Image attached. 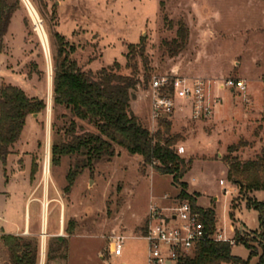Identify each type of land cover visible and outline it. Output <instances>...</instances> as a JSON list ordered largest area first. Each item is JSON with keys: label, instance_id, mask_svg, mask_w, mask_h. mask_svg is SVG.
I'll return each instance as SVG.
<instances>
[{"label": "rangeland", "instance_id": "rangeland-1", "mask_svg": "<svg viewBox=\"0 0 264 264\" xmlns=\"http://www.w3.org/2000/svg\"><path fill=\"white\" fill-rule=\"evenodd\" d=\"M30 2L48 36L50 56L35 31L24 0H20L11 21L10 44L3 43L0 50V89L11 84L12 77L26 86L30 98L43 99L47 108L35 116L37 122L30 119L7 161L0 160V264H13L2 236L22 231L23 237L39 242L37 264H147L149 246L142 235L149 226L150 206L168 209L181 202L190 203L180 197L182 187L174 183L173 176L160 174L155 166L145 165L142 157L122 148H117V156L112 160L101 161L92 171L86 169L70 192H65L70 168H75L83 158L64 157L58 165L51 159V145L59 139L52 125L56 117L66 113L65 109H53L55 32L75 46L72 57L86 71H98L118 62L123 74H131V70L125 69L127 47L139 44L141 39L145 41L149 65L139 63L142 84L135 92L131 108L151 132L158 128L152 122L148 97L153 77L177 74L211 82V98H221L211 119L183 120L181 115L189 114L186 108L179 111L180 124L176 114L170 119L172 134L182 139L175 146L176 152L193 162L181 181L187 184L189 196H200L201 208L215 211L216 227L228 239L242 234L256 247L264 243L260 214L255 209L257 203H264V191L240 192L239 185L228 179L225 161L228 148L239 144L243 146L233 156L241 162L263 156L264 0ZM182 22L189 28L188 44L171 58L161 43L173 40ZM151 77L146 83L145 79ZM227 79L245 81L246 92L219 91L218 82ZM64 122L57 121V127L62 128ZM83 125L86 130H94ZM189 139L192 140L186 143L184 153L183 142ZM47 190L50 198L56 197L58 201L43 207L39 199ZM62 198L66 203L64 233L78 232L70 239L67 257L66 239L32 236L41 231L44 223L49 233L60 230ZM113 232L128 238L121 258L110 254L109 237ZM232 254L246 264H258V257H251L242 243L232 247Z\"/></svg>", "mask_w": 264, "mask_h": 264}, {"label": "trees", "instance_id": "trees-1", "mask_svg": "<svg viewBox=\"0 0 264 264\" xmlns=\"http://www.w3.org/2000/svg\"><path fill=\"white\" fill-rule=\"evenodd\" d=\"M19 5L20 0H0V50ZM52 35L57 48L53 73V109L66 111L56 117L52 125L54 135L59 137L51 145L52 163L58 165L64 157L83 158L75 168H70L65 192H70L76 179L86 169L92 171L101 161L112 160L117 156V148H122L131 155L142 157L145 165L155 166L160 174L173 176L174 183L182 187L180 197L190 202L208 233H213L217 228L215 211L199 207L198 196H189L186 192L187 184L181 181L193 162L186 161L176 152L175 146L182 139L181 136L172 134L170 119L161 118L157 130L151 132L132 111L131 103L136 98L135 92L142 84L138 76L139 63L146 67L149 65L145 54V41L141 39L139 44L128 45L125 69L132 72L126 75L122 73L123 67L118 62L98 71L84 70L72 57L76 52L75 46L59 32ZM189 35V28L182 22L176 37L171 41L163 40L161 48L169 57L174 58L186 48ZM151 79L152 77L148 80L146 78V83ZM46 108L47 104L43 99L30 98L19 87L9 84L0 89V160L3 163L11 154V148L19 141L28 117L39 115ZM59 120L65 121L62 128L57 127ZM84 123L92 126L94 130H86ZM242 146L243 144H239L228 148L229 155L225 157L228 179L239 185L240 192L264 191V149L263 156L243 163L237 156H233ZM255 209L260 214L259 220L263 229L261 237L264 238V203H257ZM1 239L11 253L13 264L38 263L37 239L9 234H4ZM234 240L236 244H244L250 250L251 257L257 256L258 264H264L263 242L256 247L245 240L242 234H238ZM230 263L246 264L232 254L230 243H216L211 240L197 245L192 256L180 262Z\"/></svg>", "mask_w": 264, "mask_h": 264}, {"label": "built area", "instance_id": "built-area-1", "mask_svg": "<svg viewBox=\"0 0 264 264\" xmlns=\"http://www.w3.org/2000/svg\"><path fill=\"white\" fill-rule=\"evenodd\" d=\"M217 89L245 93L247 86L243 80L227 79L218 82ZM210 91L211 82L202 78L177 74L153 77L148 95L153 125L158 124L161 118L171 119L177 110L185 108L193 121L211 119L221 98L212 99ZM142 238L149 246L147 264H180L183 259L191 257L197 245L205 240L230 243L232 247L236 245L235 240L228 239L218 227L213 233H208L188 202L168 209L151 205L149 226ZM127 239L125 235L113 232L109 237L110 254L121 258Z\"/></svg>", "mask_w": 264, "mask_h": 264}, {"label": "crops", "instance_id": "crops-1", "mask_svg": "<svg viewBox=\"0 0 264 264\" xmlns=\"http://www.w3.org/2000/svg\"><path fill=\"white\" fill-rule=\"evenodd\" d=\"M13 21V20H12ZM13 23V22H12ZM12 23H11V25H10V28H9V31H8V33L6 34V36H5V38H4V44L5 45H9L10 44V31H11V27H12ZM8 75V74H7ZM9 77V76H8ZM9 79H11V85H14V86H16V87H19V88H21L22 90H24L26 93H27V95H28V90H27V88H26V86H24L22 83H19V82H15L14 81V79L12 78V77H9ZM26 85V84H25ZM52 101H53V95H52ZM179 111H180V109L179 110H177L176 111V116H177V118H178V124H180L181 122H180V120H181V116H183L184 118H183V120L184 119H190L191 121H193L191 118H190V114H188V115H181V113L179 114ZM182 111V110H181ZM181 115V116H180ZM38 116V115H37ZM31 118H33L34 120H35V122H37V118L34 116V115H32L31 117L29 116L28 117V119H27V123H26V126L29 124V121H30V119ZM193 122H195V121H193ZM26 126H25V128H26ZM24 128V129H25ZM23 134V133H22ZM190 140H192V139H189V140H187L186 142H183V144H184V146L182 147V149L184 150V153H186V148H185V146H186V143H188ZM197 192V191H196ZM201 195V194H200ZM200 197V196H199ZM199 197H197V205L199 206V207H202L200 204H199ZM33 200V199H32ZM58 201V199L55 197V198H50V192H49V190H47L46 192H45V195H44V197H43V199H39V201L42 203V205H43V207L45 206L44 204L45 203H47L48 204V207H49V205H51V204H53V203H55V201ZM62 200V204H61V208H59V228H60V224H61V228H60V230L58 231V232H53V233H49L48 231H47V227H46V223H44L43 225H42V229H41V231L40 232H37V233H33L32 234V236H35V237H41L42 239H47V238H49V239H60V240H64V239H66V241L68 242V249H67V251L65 252V255H66V257L68 256V251H69V243H70V239L73 237V236H75L78 232H76V233H73L72 235H69V234H67V235H65V230H64V220H65V216H66V203H65V200L62 198L61 199ZM27 229V228H26ZM28 230V229H27ZM29 231V230H28ZM23 232V231H22ZM22 232H15V233H9V235H13V236H22L23 237V233ZM44 234H45V236H44ZM45 237V238H44ZM235 246V245H234ZM233 246V247H234ZM48 260V259H47ZM53 261V260H52ZM54 261H57V260H54Z\"/></svg>", "mask_w": 264, "mask_h": 264}, {"label": "bare ground", "instance_id": "bare-ground-1", "mask_svg": "<svg viewBox=\"0 0 264 264\" xmlns=\"http://www.w3.org/2000/svg\"><path fill=\"white\" fill-rule=\"evenodd\" d=\"M24 3L26 5V8L29 12V15L32 19V22L34 23L35 31L37 32L38 36L40 37L41 42L43 44V47H44L45 51L47 52V55L49 58V56H50L49 40H48V36L46 34V31L42 25V21L40 19V16H39L37 10L34 8L32 3L30 2V0H24ZM48 174H49V165L47 162L46 166H45V175L48 176ZM44 214H45V220H46V212Z\"/></svg>", "mask_w": 264, "mask_h": 264}, {"label": "water", "instance_id": "water-1", "mask_svg": "<svg viewBox=\"0 0 264 264\" xmlns=\"http://www.w3.org/2000/svg\"><path fill=\"white\" fill-rule=\"evenodd\" d=\"M34 116H37V115H34Z\"/></svg>", "mask_w": 264, "mask_h": 264}]
</instances>
